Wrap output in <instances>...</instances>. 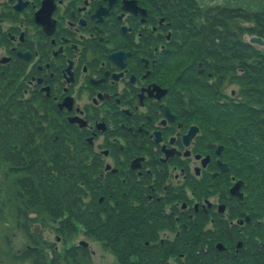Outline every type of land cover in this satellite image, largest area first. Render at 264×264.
Masks as SVG:
<instances>
[{"label": "flooded vegetation", "instance_id": "1", "mask_svg": "<svg viewBox=\"0 0 264 264\" xmlns=\"http://www.w3.org/2000/svg\"><path fill=\"white\" fill-rule=\"evenodd\" d=\"M173 4L0 0V115L6 105L12 119L19 112L17 128L27 118L22 109L36 103L56 119L60 136L32 144L49 153L50 142H60L77 158L78 181L63 189L55 219L63 236L71 229L84 235L73 247L79 259L99 251L110 264H264L247 186H239L242 198L230 192L242 180L230 161L233 138L204 113L241 101L246 76L233 60L228 69L224 49L202 50L194 61ZM226 74L240 89L229 97L216 82ZM33 146L12 154L13 168L29 173L15 195L28 222L45 218L37 207L50 214L51 186L45 175L35 183L33 173L48 168L35 162ZM32 227L9 259L63 264L61 236L50 240Z\"/></svg>", "mask_w": 264, "mask_h": 264}, {"label": "trees", "instance_id": "2", "mask_svg": "<svg viewBox=\"0 0 264 264\" xmlns=\"http://www.w3.org/2000/svg\"><path fill=\"white\" fill-rule=\"evenodd\" d=\"M172 2L178 17L179 38L192 49L189 52L194 61L202 50L206 52L207 49L212 52L226 50L228 69L232 60L233 63H245L256 58L245 77L242 100L225 106L215 104L222 111L209 109L204 113L212 124L217 123V128L223 126L227 136L233 138L229 140L233 147L230 161L236 176L247 186L251 211L261 221L256 230L264 235V58H258V51L242 41L243 34H256L264 39V10L260 6L250 10L205 0ZM240 22L252 26H241ZM185 85L189 87L190 83ZM59 174L51 185L50 201L46 203L50 213L59 211L57 215L63 213V173ZM71 196L68 194V205ZM68 209L75 211L71 206Z\"/></svg>", "mask_w": 264, "mask_h": 264}, {"label": "rangeland", "instance_id": "3", "mask_svg": "<svg viewBox=\"0 0 264 264\" xmlns=\"http://www.w3.org/2000/svg\"><path fill=\"white\" fill-rule=\"evenodd\" d=\"M207 3H220V4H228L232 7H244L250 10H255L260 6V9L262 8L264 10V0H205ZM244 26V25H242ZM243 38H247L245 35ZM255 48H257L259 57L264 58V46H258L254 45ZM256 59V58H255ZM255 59H250V62L253 64ZM248 62L247 64L251 65V63ZM246 64V65H247ZM243 63H235V67L240 69L241 76L245 75L246 73V66ZM231 73L230 71H228ZM232 74V73H231ZM244 76V77H245ZM216 82L222 83V92L225 93L227 97L231 96V91L237 93L240 91L238 88V84L235 86L232 84V80L230 78V74H226L225 77L218 78ZM236 82V81H235ZM3 100L6 101V98ZM1 103V98H0ZM10 103V102H9ZM6 104V103H5ZM31 108L28 107L22 109L23 112L21 115L26 116L25 120L23 122H20L17 125V128H15L12 121H16L18 119V113L14 112L15 119H12L10 115L7 113L8 109H10L6 105V113H2L0 115V196H2V202H1V210L0 213V264H17L16 261H13L9 259L8 254L11 251H14L18 248L24 249L25 246L28 243V239L24 236L27 232L26 226L29 228L36 226L38 227L40 225L41 231L44 234L49 233V239L54 240L55 235H60L63 239V264H110L109 259L106 260L105 257H102L99 255V251L96 252V255H93L91 260H83V257L79 259L80 252L77 250H74L73 247L75 244L78 243L79 240H81L84 235L81 234V232H77L73 229L72 234L68 236H63V232L60 233L58 231V226L60 223H58V219H55L56 215L59 213L52 211L50 214H44L43 210L38 208L41 212V215H45V218L43 220H38L35 222H28L25 217L21 215L24 211L30 212L28 208H24V204H21V199H18L15 197L17 193L20 191L19 183L22 182V179L29 177L27 171H21L13 168V157L12 154L16 153V151H19V147L21 149H24L25 147L29 146L32 147L34 144V141L36 138H38V143L40 141L39 137L43 136L44 134H48L51 137L55 134L57 137L60 136V134L57 132L59 130V126H57L56 119L53 118L51 113H45L41 110H35L33 106H36V103L30 104ZM15 111V110H14ZM20 140L22 141L20 143ZM40 144V143H39ZM15 147V148H14ZM50 152L45 153L42 150H39L33 146V152L39 153L38 157L35 159V162L38 163L40 160L43 161L42 170H46L47 172H33L35 174V183L40 182L43 183L41 175H45L46 179H48L47 184L50 186L53 182L56 181L59 173H63V183L65 185L63 186L64 191H70L72 184L75 183L76 180V173L78 170V161L76 156L72 157L67 153H63V147L60 144V142L54 143L53 141L49 144ZM14 149H16L14 151ZM31 149V150H32ZM37 151V152H36ZM2 154H5L6 157L9 155V160L5 159V156ZM64 154V155H63ZM13 162V163H12ZM73 164V165H72ZM72 165L73 172L69 171V167ZM32 173V174H33ZM73 173V178L70 179L66 174ZM42 180V181H41ZM27 183V182H24ZM73 187V186H72ZM51 191V187H50ZM56 192V191H55ZM52 196V191L50 192ZM76 194V191H75ZM26 196V195H25ZM27 197V196H26ZM52 198V197H51ZM24 199H26L24 197ZM32 201V204H34V201L32 198H29ZM42 199V198H41ZM25 203L24 201H22ZM52 203V202H51ZM51 206V205H50ZM34 207L30 208L32 210ZM17 209L19 211L17 212ZM25 209V210H24ZM23 211V212H21ZM21 212V213H20ZM32 227V229H33ZM25 233V234H24ZM14 234V235H12ZM94 241V240H93ZM91 244H95V242H90ZM59 248L61 246L59 245ZM67 249L66 253L65 250ZM95 249V248H94ZM98 250V248H97ZM20 261H22L20 259ZM23 264V263H20ZM24 264H28V262H25Z\"/></svg>", "mask_w": 264, "mask_h": 264}, {"label": "water", "instance_id": "4", "mask_svg": "<svg viewBox=\"0 0 264 264\" xmlns=\"http://www.w3.org/2000/svg\"><path fill=\"white\" fill-rule=\"evenodd\" d=\"M250 43H258L260 46L264 45V41L256 36H250L247 39ZM242 184L241 181L234 184V186L230 189L232 195H235L239 198H242V195L239 193V186Z\"/></svg>", "mask_w": 264, "mask_h": 264}]
</instances>
